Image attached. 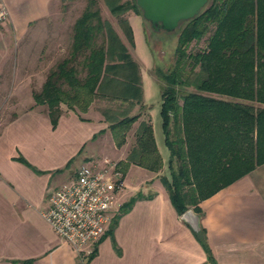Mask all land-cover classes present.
<instances>
[{"label":"trees","instance_id":"1","mask_svg":"<svg viewBox=\"0 0 264 264\" xmlns=\"http://www.w3.org/2000/svg\"><path fill=\"white\" fill-rule=\"evenodd\" d=\"M104 2L133 46L132 27L124 13L133 10L141 15L135 0ZM177 29L173 67L157 72L165 82L160 86V114L169 149V175H160V180L182 214L189 207L200 212L202 199L264 163V0H208L199 14ZM72 30L68 55L33 92L34 103L46 106L55 128L62 104L83 120L79 113L86 112L96 98L117 102L102 108L101 114L114 144L121 147L141 116L129 112L134 102L141 101L139 63L112 24L101 17L97 0H86ZM210 30L205 48L187 51L192 41ZM188 86L194 90H179ZM107 128H100L92 138ZM16 158L31 166L22 156ZM131 163L151 171L163 167L149 117L140 119L135 144L114 165L121 174L119 181ZM142 197L150 195L138 191L120 205V212ZM116 221L117 216L112 226ZM192 230L213 261L204 229ZM95 253L96 247L87 260Z\"/></svg>","mask_w":264,"mask_h":264},{"label":"crops","instance_id":"2","mask_svg":"<svg viewBox=\"0 0 264 264\" xmlns=\"http://www.w3.org/2000/svg\"><path fill=\"white\" fill-rule=\"evenodd\" d=\"M54 1L0 0V8L6 10V17L0 21V67L13 36L22 35L31 21L50 13ZM91 105L79 113L82 120L62 104L55 128L47 111L31 109L1 129L0 264L77 261L76 250L55 234L42 211L49 196L75 177L80 164L94 163L87 159L95 149L96 137H92L100 128H107V123L102 115L89 114ZM40 122H47V130L41 131ZM127 153L125 150L117 159ZM19 156L31 166L18 160ZM163 169L164 162L159 171L131 163L118 190L121 174L115 166L110 169L117 201L101 239L81 251L86 264H264V163L202 199L200 212L189 207L198 215L213 261L190 223L173 206L159 179ZM138 191L150 197L139 198L130 209L120 212V205ZM115 216L117 221L112 226ZM95 247L96 253L87 260Z\"/></svg>","mask_w":264,"mask_h":264},{"label":"rangeland","instance_id":"3","mask_svg":"<svg viewBox=\"0 0 264 264\" xmlns=\"http://www.w3.org/2000/svg\"><path fill=\"white\" fill-rule=\"evenodd\" d=\"M85 4L86 0L54 1L50 13L31 21L22 35L13 36L12 43L9 45L6 57L1 62L0 67V131L8 121L28 110L47 111L45 105L34 103L32 94L40 89L41 83L49 70L59 60L68 55L72 41L73 23ZM97 5L101 17L112 24L127 45L133 58L139 63L142 88L141 101L140 103L134 102L129 112L133 114L143 109V111L141 110L143 116L134 122L127 131L124 146L117 147L113 143L109 129L104 134H97L93 143L95 145L93 155L87 157V159L94 160V163L97 164H104L107 161L108 166L113 167L117 160L123 156L124 151H129L135 144V131L140 119L149 117L156 145L163 157L164 169L161 174L169 175V149L165 143L160 114V86L164 85L165 82L158 75L157 70L166 72L173 67L179 30L176 29L168 33L154 31L142 15L129 10L124 13V16L128 18L132 27L134 42L132 46L119 25L118 17L110 12L104 0H97ZM210 33L211 30L199 41H192L187 51L195 52L205 48ZM185 70V74H188V65ZM79 72L81 76L84 75L80 67ZM189 75L192 76V74ZM179 90L184 92L194 90V87L188 86ZM116 103L96 98L92 102L89 114L98 117L99 114L102 115V108L106 106L114 107ZM124 105H127V103H124ZM47 126V122H40L41 131L45 128L47 130ZM133 173L135 172L131 174L133 175ZM118 177L119 174L116 175L117 179ZM129 181L130 177L127 178V183ZM117 185V190L121 189L123 187L122 181H117Z\"/></svg>","mask_w":264,"mask_h":264},{"label":"built area","instance_id":"4","mask_svg":"<svg viewBox=\"0 0 264 264\" xmlns=\"http://www.w3.org/2000/svg\"><path fill=\"white\" fill-rule=\"evenodd\" d=\"M6 10L0 8V21ZM80 164L75 177L59 186L42 211L44 219L59 237L69 242L78 254L73 264H86L83 247L99 239L110 221L115 191L109 175L112 166Z\"/></svg>","mask_w":264,"mask_h":264},{"label":"water","instance_id":"5","mask_svg":"<svg viewBox=\"0 0 264 264\" xmlns=\"http://www.w3.org/2000/svg\"><path fill=\"white\" fill-rule=\"evenodd\" d=\"M141 15L154 31L173 32L180 24L195 17L208 0H135ZM193 229L199 230L198 215L188 208L182 213Z\"/></svg>","mask_w":264,"mask_h":264}]
</instances>
